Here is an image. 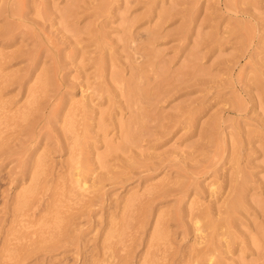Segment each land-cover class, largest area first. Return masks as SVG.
<instances>
[{"label": "rangeland", "instance_id": "1", "mask_svg": "<svg viewBox=\"0 0 264 264\" xmlns=\"http://www.w3.org/2000/svg\"><path fill=\"white\" fill-rule=\"evenodd\" d=\"M0 264H264V0H0Z\"/></svg>", "mask_w": 264, "mask_h": 264}, {"label": "bare ground", "instance_id": "2", "mask_svg": "<svg viewBox=\"0 0 264 264\" xmlns=\"http://www.w3.org/2000/svg\"><path fill=\"white\" fill-rule=\"evenodd\" d=\"M239 193V192H238ZM240 196V195H239ZM241 197V196H240ZM237 202H238V199L237 198H235V201H234V204L231 206V207H229V209H227V211H228V213H233V211L235 210V207H236V204H237ZM226 217V216H225ZM227 218V217H226ZM208 219H209V217H208ZM223 221H225V220H223ZM206 225L211 229V228H213L214 226H215V224L212 222V221H210V220H208L207 222H206ZM211 242V241H210Z\"/></svg>", "mask_w": 264, "mask_h": 264}]
</instances>
